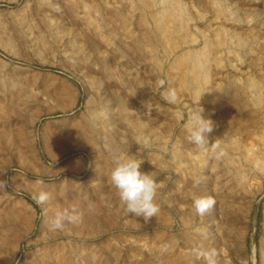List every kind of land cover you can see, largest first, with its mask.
I'll return each mask as SVG.
<instances>
[{"label": "rangeland", "instance_id": "rangeland-1", "mask_svg": "<svg viewBox=\"0 0 264 264\" xmlns=\"http://www.w3.org/2000/svg\"><path fill=\"white\" fill-rule=\"evenodd\" d=\"M199 100L219 160L186 139ZM109 144L159 183L157 217L125 211ZM0 180V264H264V0H0ZM63 207L83 219L53 232Z\"/></svg>", "mask_w": 264, "mask_h": 264}, {"label": "clouds", "instance_id": "clouds-1", "mask_svg": "<svg viewBox=\"0 0 264 264\" xmlns=\"http://www.w3.org/2000/svg\"><path fill=\"white\" fill-rule=\"evenodd\" d=\"M161 98L169 104L178 102L177 92L174 88L165 90L161 94ZM200 100L182 116L183 127L187 133L186 139L196 150L205 154L211 153L215 159L219 160L225 157L227 152L222 146L221 139L210 141V134L214 131V123L210 118L204 117V109L200 105ZM142 142L147 145V140ZM106 147L112 165L110 181L116 189L125 211L136 217H143L145 221L157 217L160 212V206L156 202L159 183L156 182L152 174L141 172L140 168L143 161L138 159L136 155H130L115 145L109 144ZM7 186L6 180H0V191L5 190ZM32 199L36 204L43 205L50 199V193L41 190L33 194ZM193 206L197 215L205 216L215 206V200L211 196L196 197L193 200ZM91 208L92 205H89L90 210ZM82 219V213L75 207L58 208L49 220V229L53 232L63 231L68 225L76 224ZM196 231L205 238L208 235L206 229L197 228ZM193 255L202 258L206 264H218V253L214 249L198 247L193 250Z\"/></svg>", "mask_w": 264, "mask_h": 264}]
</instances>
